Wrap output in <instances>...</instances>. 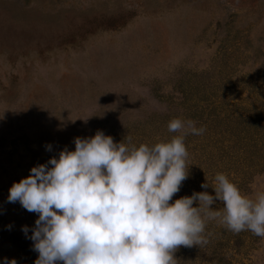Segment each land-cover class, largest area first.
<instances>
[{"label": "rangeland", "instance_id": "1", "mask_svg": "<svg viewBox=\"0 0 264 264\" xmlns=\"http://www.w3.org/2000/svg\"><path fill=\"white\" fill-rule=\"evenodd\" d=\"M174 117L234 135L217 168L242 194L264 191V0H0V264L38 257L22 231L38 216L7 201L14 182L76 137L156 142ZM198 138L187 147L193 190L173 200L200 192L209 171ZM206 237L181 246L177 264H264V238L249 231L209 221Z\"/></svg>", "mask_w": 264, "mask_h": 264}, {"label": "clouds", "instance_id": "2", "mask_svg": "<svg viewBox=\"0 0 264 264\" xmlns=\"http://www.w3.org/2000/svg\"><path fill=\"white\" fill-rule=\"evenodd\" d=\"M167 130L174 135L139 145L102 130L76 137L74 150L65 147L12 184L7 201L38 216L31 230L22 226L38 253L34 264H177L181 246L208 243L209 221L264 238V191L242 194L224 173L211 186L206 178L205 191L173 200L189 178L186 138L206 128L174 117Z\"/></svg>", "mask_w": 264, "mask_h": 264}, {"label": "trees", "instance_id": "3", "mask_svg": "<svg viewBox=\"0 0 264 264\" xmlns=\"http://www.w3.org/2000/svg\"><path fill=\"white\" fill-rule=\"evenodd\" d=\"M210 107H212L211 109H213L214 107H220V106L216 105L215 103H210L207 108H210ZM197 108L200 111H202L201 110V106L198 105ZM226 110L228 112L231 111L228 108ZM236 111H233V112H236ZM206 114L208 115L209 113H206ZM210 114H212L213 116L218 117V115H220L221 113L218 112V113H210ZM202 117H203V114L201 113L199 118H202ZM248 122L251 124L250 125V130H249L248 134L250 132H253V134H255V125H256L255 120L251 118L250 121H248ZM171 135H174V134H171ZM171 135L163 134L158 139L170 138ZM190 136L191 135H189L186 138V141H185L187 147H189V145H190V144H188L190 142V139H189ZM232 136H233V138H231V139H225L222 136V133L221 132L212 133V134L204 132V134L203 135H200V138L197 139L199 141L198 143H200L199 146H202V147H200L201 148L200 156H202V157H196V158H202L200 160V163H202V165L205 164V166L202 167L201 171H205L206 172L207 170H209V171H207V173L205 174V176H206L207 181H208V183H209L210 186L212 185V180H214L215 174L218 173V172H221L219 170V168H217V165L215 164V160H218V159H215L214 156L216 155V153L217 154H220V151L221 150H223L225 148H228V146H226L225 144L228 143V142H231V141L235 140L234 135H232ZM251 140L254 141V139H251ZM149 142L150 143H154V141H149ZM206 146H209L208 149H206ZM229 159H231L233 161L232 162L233 164H239L237 158H235V157H229ZM191 174H192V172H191L190 166H189V178H188V182H189V184L191 186L189 187L186 183H183L182 186H181L182 189L193 190L191 188L193 182H191V180H190V178L193 177V175H191ZM206 178L205 179H202V180L197 179L199 181V184L196 185V191H197V189H199L200 192L205 191V189L201 188V184L204 183V182H206ZM207 191L210 194H214L213 189L211 187H209L207 189Z\"/></svg>", "mask_w": 264, "mask_h": 264}]
</instances>
